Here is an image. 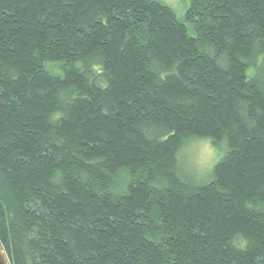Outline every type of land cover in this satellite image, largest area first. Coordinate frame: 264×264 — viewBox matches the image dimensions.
Returning a JSON list of instances; mask_svg holds the SVG:
<instances>
[{
    "label": "trees",
    "instance_id": "1",
    "mask_svg": "<svg viewBox=\"0 0 264 264\" xmlns=\"http://www.w3.org/2000/svg\"><path fill=\"white\" fill-rule=\"evenodd\" d=\"M223 155L203 183L178 154ZM9 264H264V0H0Z\"/></svg>",
    "mask_w": 264,
    "mask_h": 264
},
{
    "label": "rangeland",
    "instance_id": "2",
    "mask_svg": "<svg viewBox=\"0 0 264 264\" xmlns=\"http://www.w3.org/2000/svg\"><path fill=\"white\" fill-rule=\"evenodd\" d=\"M171 7L177 18L184 17L189 0H158ZM223 154L208 138H193L184 143L178 154L179 177L185 181L203 183L208 180L213 165Z\"/></svg>",
    "mask_w": 264,
    "mask_h": 264
},
{
    "label": "water",
    "instance_id": "3",
    "mask_svg": "<svg viewBox=\"0 0 264 264\" xmlns=\"http://www.w3.org/2000/svg\"><path fill=\"white\" fill-rule=\"evenodd\" d=\"M0 264H9L3 248L0 245Z\"/></svg>",
    "mask_w": 264,
    "mask_h": 264
}]
</instances>
